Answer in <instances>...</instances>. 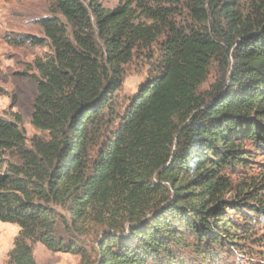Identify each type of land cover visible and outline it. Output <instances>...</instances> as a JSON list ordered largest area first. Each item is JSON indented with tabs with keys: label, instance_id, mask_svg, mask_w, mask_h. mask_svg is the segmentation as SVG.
I'll list each match as a JSON object with an SVG mask.
<instances>
[{
	"label": "trees",
	"instance_id": "trees-1",
	"mask_svg": "<svg viewBox=\"0 0 264 264\" xmlns=\"http://www.w3.org/2000/svg\"><path fill=\"white\" fill-rule=\"evenodd\" d=\"M45 1L44 41L9 38L49 52L30 75L40 134L0 115V222L19 228L6 264H35L37 242L79 264L242 251L246 220L264 217V183L230 178L251 169L250 148L264 154V0ZM159 39L153 72L115 112L125 65Z\"/></svg>",
	"mask_w": 264,
	"mask_h": 264
},
{
	"label": "rangeland",
	"instance_id": "rangeland-1",
	"mask_svg": "<svg viewBox=\"0 0 264 264\" xmlns=\"http://www.w3.org/2000/svg\"><path fill=\"white\" fill-rule=\"evenodd\" d=\"M89 2L90 0H82ZM105 8H113L119 0H96ZM49 4L45 0H0V115L10 116L11 111L21 115L22 127L26 139L40 131L30 124L33 110V100L36 95V81L30 76L37 73L33 67V60L43 57L49 52L45 44L32 45L27 41L22 44L10 42L9 38L17 35L22 38L34 36L44 41V35L37 19L49 15ZM149 49H139L133 55L132 61L125 65L124 78L120 89L115 93V112H120L127 98L135 91L141 80L153 72L160 49L159 43ZM215 71L211 70L208 81L203 87H208L209 81L214 78ZM251 169H238L230 174L234 184L246 180L259 179L264 183V154L258 149L250 148ZM242 184V183H241ZM262 195L264 184L258 189ZM230 194V193H229ZM229 196V195H228ZM263 196V195H262ZM264 203V200H263ZM231 217L240 220L241 216L233 211ZM246 221L250 222L248 232L253 234L245 240L243 250L218 249L217 257L200 258L194 252L183 253L186 264H264V217ZM18 226L0 222V264H6L8 252L13 246L18 233ZM88 247L96 245L95 237L85 241ZM35 264H79L80 256L69 252H50L39 242L33 246ZM205 260V261H203Z\"/></svg>",
	"mask_w": 264,
	"mask_h": 264
}]
</instances>
